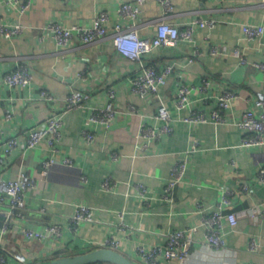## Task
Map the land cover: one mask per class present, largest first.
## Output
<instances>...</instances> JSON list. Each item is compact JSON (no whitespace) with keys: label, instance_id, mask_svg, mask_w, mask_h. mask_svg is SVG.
Instances as JSON below:
<instances>
[{"label":"crops","instance_id":"obj_1","mask_svg":"<svg viewBox=\"0 0 264 264\" xmlns=\"http://www.w3.org/2000/svg\"><path fill=\"white\" fill-rule=\"evenodd\" d=\"M171 3L167 21L186 26L197 19H214L216 26L198 29L194 43L157 48L139 62L121 54L115 43L118 0H33L25 14L9 0H0V23L22 26L11 38L0 37V133L16 135L26 144L28 131L65 112L60 152L48 175L43 174V164L53 152L47 142L20 148L2 171L5 178L22 170L37 180L27 193L24 218L0 205V245L8 252V264H22L13 257L16 253L26 256L25 264H45L59 255L98 249L108 238L117 239L118 251L135 264H143L140 246L164 245L168 233L190 227L199 229L191 256L171 264H231L229 250L235 253V264H264V179L259 176L264 145L243 146L245 132L237 125L248 111L264 113V106L257 105L258 94H264V71L257 67L264 63V34L253 40L243 29L245 24L264 26V0ZM103 11L110 16L112 36L100 42L83 44L74 38L63 47L45 29L50 23L91 27ZM165 16L159 0H147L138 20L140 35L156 36V24ZM197 47L201 54L195 57ZM213 49L218 53L212 54ZM237 49L240 56L234 54ZM20 63L33 72L34 82L11 88L5 75ZM142 64L162 72L173 66L158 97L143 98L133 91L131 77ZM205 79L212 84L202 90ZM182 85L197 89L191 94L192 107L211 119L218 96L227 89L237 96L222 122L188 123L184 120L189 112L180 111L176 104ZM43 91L54 99H44ZM73 93L83 95L86 107L66 111L67 98ZM109 102L118 112L111 126L92 122V109ZM161 106L173 117L174 130L148 135V130L159 131L164 124L158 118ZM85 131L92 132L94 142L88 141ZM189 150L193 152L186 174L165 199L173 168ZM109 178L116 184L112 192L102 187ZM244 184L249 186L247 191ZM229 191L227 211L237 214L238 223L225 222L227 245L215 249L206 243L203 218L219 209ZM77 204L93 207L95 220L74 232L70 217ZM53 224L63 228V237L31 241L23 233L25 228L44 231ZM5 225L6 233L2 232ZM253 241L256 250L251 249Z\"/></svg>","mask_w":264,"mask_h":264},{"label":"built area","instance_id":"obj_2","mask_svg":"<svg viewBox=\"0 0 264 264\" xmlns=\"http://www.w3.org/2000/svg\"><path fill=\"white\" fill-rule=\"evenodd\" d=\"M119 5V20L113 26V37L118 50L124 56L142 62L144 57L161 47H175L181 42H195V34L198 29H213L217 21L214 19H197L186 26H179L167 21L169 13L173 10L171 0H159L165 7L166 16L156 24L157 34L152 38H143L140 35L138 20L142 11V6L147 0H134L126 2L118 0ZM19 8L22 14H25L32 6L33 0H9ZM110 16L108 12H100L96 18L94 25L91 27L72 26L65 27L59 23H50L46 26V30L50 32L53 38L60 46H67L74 38H79L83 44H93L100 42L107 37L112 36L108 28ZM131 20V23L126 24L125 21ZM21 24H6L0 23V37L11 38L21 32ZM244 34L249 39H259L264 34L263 25L245 24L243 26ZM217 49L212 50V54H217ZM201 54L198 47L195 49L194 56ZM234 54L240 56V51L235 50ZM193 61V59L191 60ZM173 66H168L165 71H159L154 65L142 64L141 68L137 70L135 75L131 77V84L134 93L145 98L149 95L159 96V87L166 82V76L172 71ZM257 67L264 71V63H258ZM5 83L13 87H27L34 82V74L30 68L24 64H18L16 70L5 75ZM205 87L202 90L208 89L212 84L210 80H204ZM201 89V88H200ZM197 89L191 88L187 85H182L179 89L178 100L176 102L180 111H188L189 114L185 118V122H208L213 120L215 122H222L224 120L225 111L231 106L232 100L236 98L237 93L231 89L225 90L218 96V106L212 114V119L208 118L205 113L192 107V95ZM42 97L47 101L54 99L53 95L47 91L42 92ZM111 97L115 94L112 92ZM258 106H264V94L259 93L257 99ZM86 107L83 104V95L80 93H73L67 98L66 111L75 110ZM89 108V107H88ZM117 111L112 102L104 108H93L91 111V121L99 123L106 127H110L112 121L117 115ZM63 114H58L47 122L41 124L38 128L28 131L27 142L23 144L18 136L4 137L0 133V205H6L14 211L16 216L20 218L25 217V210L27 209L26 196L27 193L37 186L36 178L28 175L20 170L15 177L5 178L2 175L3 169L7 165V160L12 157L20 148L27 146L28 149L35 148L43 142H47L53 155L46 159L43 164V174L48 175L52 165L57 161V156L60 152L62 134H63ZM9 119L12 114H8ZM158 118L164 124L162 128L148 130L146 133L151 136H156L157 133L169 134L174 130L173 117L166 106L159 108ZM237 125L244 130L245 137L242 140V145L247 147H255L264 145V113L256 114L253 111H248L243 120ZM88 141L94 142L95 137L91 131H85ZM193 150L186 152V157L178 161L173 168L171 178L168 182L165 192V199L170 198V192L183 180L188 165V159ZM68 163V160H63ZM259 176L264 179V167L260 169ZM116 184L109 178L103 182L102 187L106 191H111ZM243 189H249L248 184H244ZM230 195L232 192H227L223 197L222 203L219 204V209L213 211L210 215L204 216L203 221L206 226V243L208 246L218 249L224 248L227 245L224 225L226 221L236 226L238 223V216L234 212L227 211L230 206ZM95 209L87 204H77L73 215L70 217V228L77 232L79 227L85 222H93ZM262 215V214H261ZM198 227H190L179 230H174L167 235V243L164 245H155L147 248L140 246L138 254L143 264H160L162 260L166 264H171L175 260L185 262L192 253V245L194 243V235L198 232ZM8 231V225L2 228V232ZM25 237L31 241H42L54 236L61 238L64 236V230L57 224L49 225L46 229L36 230L32 228L23 229ZM120 242L114 238H108L102 247L118 250ZM257 243L255 241L251 244V249L256 250ZM22 264L27 263L25 255L16 253L13 256ZM9 255L0 245V264H8ZM255 264V263H250Z\"/></svg>","mask_w":264,"mask_h":264},{"label":"water","instance_id":"obj_3","mask_svg":"<svg viewBox=\"0 0 264 264\" xmlns=\"http://www.w3.org/2000/svg\"><path fill=\"white\" fill-rule=\"evenodd\" d=\"M99 262H108L112 264H135L130 258L120 251L100 247L98 249L85 253L60 256L52 259L45 264H96Z\"/></svg>","mask_w":264,"mask_h":264},{"label":"clouds","instance_id":"obj_4","mask_svg":"<svg viewBox=\"0 0 264 264\" xmlns=\"http://www.w3.org/2000/svg\"><path fill=\"white\" fill-rule=\"evenodd\" d=\"M230 256H231V264H235V253H232L231 250H229Z\"/></svg>","mask_w":264,"mask_h":264},{"label":"trees","instance_id":"obj_5","mask_svg":"<svg viewBox=\"0 0 264 264\" xmlns=\"http://www.w3.org/2000/svg\"><path fill=\"white\" fill-rule=\"evenodd\" d=\"M58 257H60V255L59 256H56L55 258H58ZM55 258H53V259H55ZM52 260V259H51ZM96 264H112V263H108V262H99V263H96Z\"/></svg>","mask_w":264,"mask_h":264}]
</instances>
